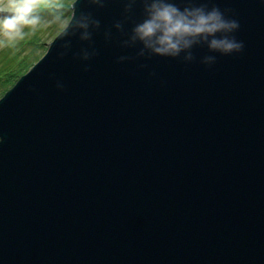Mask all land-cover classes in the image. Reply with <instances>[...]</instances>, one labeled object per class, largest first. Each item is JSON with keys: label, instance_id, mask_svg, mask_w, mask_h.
Returning a JSON list of instances; mask_svg holds the SVG:
<instances>
[{"label": "water", "instance_id": "1", "mask_svg": "<svg viewBox=\"0 0 264 264\" xmlns=\"http://www.w3.org/2000/svg\"><path fill=\"white\" fill-rule=\"evenodd\" d=\"M212 4L245 50L211 69L206 46L118 64L114 0L86 9L90 71L57 60L59 31L0 98V264H264V0Z\"/></svg>", "mask_w": 264, "mask_h": 264}, {"label": "clouds", "instance_id": "2", "mask_svg": "<svg viewBox=\"0 0 264 264\" xmlns=\"http://www.w3.org/2000/svg\"><path fill=\"white\" fill-rule=\"evenodd\" d=\"M114 0H0V50L16 48L37 31L57 25L60 29L61 51L57 60L68 57L80 62L84 71H90L89 63L99 55L94 35L101 32L102 24L87 8L103 10ZM123 5L121 18L103 29L106 44L116 39L120 47L134 49L135 55H122L117 63L123 64L153 56L180 59L186 65L196 62L194 49L206 46L210 54L200 63L211 69L217 64V54L232 56L242 54L245 43L238 40V19L221 10L211 0H115ZM83 4L84 9L78 7ZM181 4L183 6H181ZM137 8L142 18L137 19ZM128 25H131L130 31ZM113 29L118 34L114 36ZM73 40L81 47L74 51ZM147 68V64L140 65ZM153 76L156 74L153 72ZM58 91H64L62 80L54 74ZM29 91L36 93V88ZM0 143L3 138L0 137Z\"/></svg>", "mask_w": 264, "mask_h": 264}, {"label": "trees", "instance_id": "3", "mask_svg": "<svg viewBox=\"0 0 264 264\" xmlns=\"http://www.w3.org/2000/svg\"><path fill=\"white\" fill-rule=\"evenodd\" d=\"M39 31L32 38L29 36L21 41L16 48L0 50V98L42 58L39 49H35L44 47Z\"/></svg>", "mask_w": 264, "mask_h": 264}, {"label": "rangeland", "instance_id": "4", "mask_svg": "<svg viewBox=\"0 0 264 264\" xmlns=\"http://www.w3.org/2000/svg\"><path fill=\"white\" fill-rule=\"evenodd\" d=\"M59 31H60V29L57 25L56 26L52 25L46 29H41L39 31V35L41 36L40 42L44 43V47L43 48H35V49L36 50L39 49L38 52H39V54H41L42 57L47 52L45 50H48L50 43L56 38ZM31 38H32V36H31Z\"/></svg>", "mask_w": 264, "mask_h": 264}]
</instances>
